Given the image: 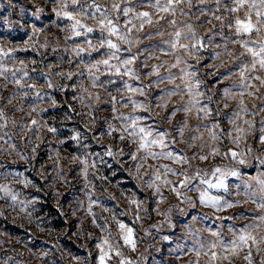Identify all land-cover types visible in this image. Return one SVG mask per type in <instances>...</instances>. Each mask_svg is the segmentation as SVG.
Listing matches in <instances>:
<instances>
[{
    "label": "clouds",
    "instance_id": "clouds-1",
    "mask_svg": "<svg viewBox=\"0 0 264 264\" xmlns=\"http://www.w3.org/2000/svg\"><path fill=\"white\" fill-rule=\"evenodd\" d=\"M0 264H264V0H0Z\"/></svg>",
    "mask_w": 264,
    "mask_h": 264
}]
</instances>
